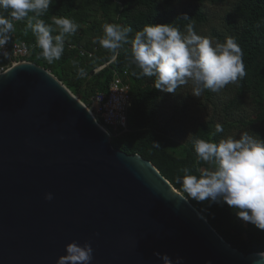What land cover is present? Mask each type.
<instances>
[{"label": "water", "instance_id": "1", "mask_svg": "<svg viewBox=\"0 0 264 264\" xmlns=\"http://www.w3.org/2000/svg\"><path fill=\"white\" fill-rule=\"evenodd\" d=\"M110 138L44 67L21 62L0 74V264H56L73 240L90 242L92 264H162L156 252L182 264L260 259Z\"/></svg>", "mask_w": 264, "mask_h": 264}, {"label": "trees", "instance_id": "2", "mask_svg": "<svg viewBox=\"0 0 264 264\" xmlns=\"http://www.w3.org/2000/svg\"><path fill=\"white\" fill-rule=\"evenodd\" d=\"M228 1L189 0L179 8L180 0H54L49 11L39 17L53 27L52 35L60 33L59 27L53 23V16L69 17L79 25L75 35L65 36L64 52L59 60L49 64L42 57L35 35L27 28V18L13 21L15 30L11 34L10 43L27 42L33 46L28 61L49 70L87 105L97 93L108 91L116 72L127 71L133 102L129 113L130 131L112 138V145L129 155H140L151 161L186 196L182 185L177 182V177L184 175L182 170L189 168L196 173L197 169L207 167L203 162L197 163L194 139L219 141L224 138L227 126L233 123L230 118L241 112L247 98L251 100L256 115V120L251 122L264 124V0H234L232 9L224 16L222 30L213 31V38L220 42H224L227 36L236 38L243 50L246 75L234 83V95L223 107L224 120L217 122L211 118L199 123L193 131L185 158L175 157L169 151L172 144L169 136L171 122H165L157 110V106L164 101L165 92L154 87V77L133 75L134 72L139 73L140 69L129 63L131 46L125 45L111 52L93 41L103 35L105 23L131 26L134 30L142 29L147 23H172L182 32L187 25L193 24L197 32L209 22L206 6L222 5ZM185 14L190 19L183 18ZM32 15L34 13H29V16ZM134 34H130V39ZM81 49L86 53L82 54ZM89 53H93V56ZM5 62L0 57V64ZM105 64V68L95 72ZM79 68H83L86 74L78 75ZM203 93L207 101L215 105L213 98L216 92L206 89ZM217 124L222 125L223 132L216 131ZM190 201L234 248L245 254L264 251V230L239 220L235 210H231L227 204L209 206L207 202L201 204Z\"/></svg>", "mask_w": 264, "mask_h": 264}, {"label": "clouds", "instance_id": "3", "mask_svg": "<svg viewBox=\"0 0 264 264\" xmlns=\"http://www.w3.org/2000/svg\"><path fill=\"white\" fill-rule=\"evenodd\" d=\"M54 0H0V52L10 42L15 30L13 21L25 20L27 28L36 37L42 57L49 63L61 58L65 47V36L75 35L79 25L69 17L53 16V23L60 33L53 36V27L46 24L43 16ZM29 13L34 15L29 16ZM185 19H190L186 14ZM135 33L130 39V34ZM102 48L116 52L131 46L129 63L134 64L138 77H154V87L166 93L191 83V95L200 97L206 90L219 92L228 84L235 83L246 75L243 50L234 36L224 42L198 34L193 24L185 31L169 24L147 23L140 30L115 23L103 25V35L93 41ZM125 51H127L125 49ZM6 55V53H4ZM83 68L78 75H85ZM217 132H223L220 124ZM197 163L207 165L194 173L184 168L183 176L177 177L187 198L198 203L227 204L235 210V216L264 230V139L259 134L244 130L238 137L229 135L219 141L194 139ZM52 200V193L45 194ZM162 264H182L167 254L154 253ZM264 261V251L257 253ZM93 248L90 242L76 240L65 245V254L58 257L56 264H92Z\"/></svg>", "mask_w": 264, "mask_h": 264}, {"label": "rangeland", "instance_id": "4", "mask_svg": "<svg viewBox=\"0 0 264 264\" xmlns=\"http://www.w3.org/2000/svg\"><path fill=\"white\" fill-rule=\"evenodd\" d=\"M188 2L189 0H180L178 7L181 8ZM234 4V0H229L222 5H207L206 9L209 14V22L201 26L197 33L216 40L213 38V31L222 30L224 16L232 9ZM191 88L192 85L189 83L178 88L175 94L165 92L164 101L157 106V110H159L165 122H171L169 136L172 144L169 151L173 156L178 158L186 157L187 144L199 123L211 118H215L217 122L224 120V104L234 95V83H230L224 89L215 93L213 98L215 105H212L207 101L204 93L200 97L191 95ZM252 120H256V115L254 114V107L252 106L251 100L247 98L244 100V107L241 112L235 113L230 118V122L233 123L232 126H227L224 137L229 135L238 137L239 133L247 129L259 134L264 139V124L258 122L252 123ZM116 137L118 136L111 137V142L112 138Z\"/></svg>", "mask_w": 264, "mask_h": 264}, {"label": "built area", "instance_id": "5", "mask_svg": "<svg viewBox=\"0 0 264 264\" xmlns=\"http://www.w3.org/2000/svg\"><path fill=\"white\" fill-rule=\"evenodd\" d=\"M70 47L74 48L75 46L70 45ZM32 51L33 46L27 42H15L13 44L9 42L3 52H0V57L6 60L5 63L0 64V74L18 63L29 62ZM81 53L85 54L86 51L81 49ZM89 55L92 57L93 53H89ZM115 58L116 56L113 60ZM106 66L107 64L101 66L95 72ZM85 106L90 110L99 125L110 134V137L119 136L130 131L129 113L133 102L129 73L127 71L123 73L116 72L108 91L97 93L91 99V103L89 105L85 104Z\"/></svg>", "mask_w": 264, "mask_h": 264}]
</instances>
